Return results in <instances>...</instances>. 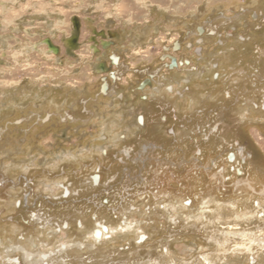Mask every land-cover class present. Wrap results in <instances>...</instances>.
Masks as SVG:
<instances>
[{"label": "rangeland", "instance_id": "obj_1", "mask_svg": "<svg viewBox=\"0 0 264 264\" xmlns=\"http://www.w3.org/2000/svg\"><path fill=\"white\" fill-rule=\"evenodd\" d=\"M0 264H264V0H0Z\"/></svg>", "mask_w": 264, "mask_h": 264}, {"label": "flooded vegetation", "instance_id": "obj_2", "mask_svg": "<svg viewBox=\"0 0 264 264\" xmlns=\"http://www.w3.org/2000/svg\"><path fill=\"white\" fill-rule=\"evenodd\" d=\"M71 23L73 25V28H78L79 27V19L77 17H73L72 20H71ZM197 31L198 33H202L203 32V28L202 27H197ZM70 39H69V43L66 44L67 46H73L75 45V42H76V39L77 37L75 35H70L69 36ZM68 37V38H69ZM118 35L116 33H113L111 31H93V35L90 37V40L92 43L96 42V38L99 39V38H102L100 39V41H98L99 45L101 48L105 49L107 47H109L111 45V40L117 38ZM104 38H107L108 40L104 39ZM45 44L47 45L48 49L54 53H56L58 50L57 48L50 42V40H44ZM49 44L53 47V49L49 48ZM182 49V46L179 44L178 41H175L172 43V46L170 47V50L173 51V52H178ZM165 51H169V48L165 47L164 48ZM165 53L164 55H162L161 59H166V63H165V66L166 68H168L169 70H174L176 68L179 67L181 61L179 60V57L176 56V55H173L171 53ZM172 59L174 62H172ZM110 61L112 64H118L119 63V58H117L116 56H112L110 57ZM99 67L101 69H107L106 68V64L105 63H100ZM107 71V77L111 78V79H116L118 76H117V73L114 72V71H110V70H106ZM107 77H103V84H102V92L103 93H107L108 92V89H109V81L107 80ZM152 85V80L151 78H145L143 79L139 85H138V89L139 90H143L145 89L147 86H151ZM141 122H143V118H141ZM142 125H144V123H142ZM15 262H18V261H15Z\"/></svg>", "mask_w": 264, "mask_h": 264}, {"label": "bare ground", "instance_id": "obj_3", "mask_svg": "<svg viewBox=\"0 0 264 264\" xmlns=\"http://www.w3.org/2000/svg\"><path fill=\"white\" fill-rule=\"evenodd\" d=\"M66 42H67V44L69 43V39H67L66 40ZM233 155H231V157H232ZM105 229H107V227H104ZM103 232L104 231H102L101 229H95L93 232H92V237L94 238V239H100L101 237H102V234H103ZM107 233V232H106ZM247 248H250V247H248V246H246ZM46 256V253L45 254H43V257H45ZM46 258V257H45Z\"/></svg>", "mask_w": 264, "mask_h": 264}, {"label": "water", "instance_id": "obj_4", "mask_svg": "<svg viewBox=\"0 0 264 264\" xmlns=\"http://www.w3.org/2000/svg\"><path fill=\"white\" fill-rule=\"evenodd\" d=\"M172 62H174L173 59H172ZM230 158L232 159L233 157H230Z\"/></svg>", "mask_w": 264, "mask_h": 264}]
</instances>
